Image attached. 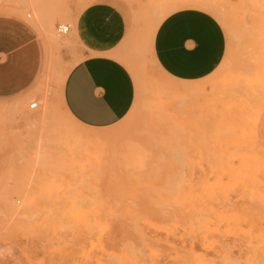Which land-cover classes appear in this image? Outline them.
I'll list each match as a JSON object with an SVG mask.
<instances>
[{
	"label": "rangeland",
	"instance_id": "1",
	"mask_svg": "<svg viewBox=\"0 0 264 264\" xmlns=\"http://www.w3.org/2000/svg\"><path fill=\"white\" fill-rule=\"evenodd\" d=\"M91 1L0 0V33L16 29L20 48H36L23 51L27 63L13 64L16 84L0 79V264H264V0ZM99 3L125 19L126 38L112 57L135 85L128 115L105 129L82 126L62 100L68 73L84 58L76 18ZM184 9L211 14L226 35L221 65L193 83L168 78L152 55L158 26ZM63 24L68 34L58 31ZM12 53H0L1 66ZM66 141L81 146L63 172L70 192L50 199L36 178L56 182ZM84 144L95 145L91 154ZM17 186L42 211L10 214L9 203L24 210L7 195Z\"/></svg>",
	"mask_w": 264,
	"mask_h": 264
},
{
	"label": "crops",
	"instance_id": "2",
	"mask_svg": "<svg viewBox=\"0 0 264 264\" xmlns=\"http://www.w3.org/2000/svg\"><path fill=\"white\" fill-rule=\"evenodd\" d=\"M75 32L84 58L67 75L62 87L64 106L82 126L112 127L128 115L135 99L130 72L112 57L120 52L126 38L125 19L109 4H91L76 18ZM18 38L16 29L0 33V53L13 52L6 61L8 66L0 65V79L7 77L8 80L3 81L11 84H16L19 76L18 67L13 64L27 63L23 51L29 48L28 51L36 53L34 46L20 48L23 45L17 43ZM225 53L226 35L218 20L195 9L180 10L166 17L158 26L152 45L158 69L168 78L184 83L212 75ZM8 69L16 73L7 76ZM2 71L6 75H2Z\"/></svg>",
	"mask_w": 264,
	"mask_h": 264
},
{
	"label": "bare ground",
	"instance_id": "3",
	"mask_svg": "<svg viewBox=\"0 0 264 264\" xmlns=\"http://www.w3.org/2000/svg\"><path fill=\"white\" fill-rule=\"evenodd\" d=\"M25 1H27V2H29L30 0H25ZM205 2V1H204ZM206 6V5H205ZM34 10V13L36 14V21H37V23H38V25H39V27L41 28V29H44L45 31H47V29L49 30V25H50V22L49 21H47V18H48V16L46 15V14H44V13H42V12H40L38 9H33ZM208 10H210V8L208 9ZM207 10V11H208ZM30 16V15H29ZM44 19H46V20H44ZM44 20V21H43ZM46 21V22H45ZM62 21H65V20H63L62 19ZM48 22H49V24H48ZM157 23V22H156ZM60 27H64V28H66V27H69V26H67L66 24L64 25H61ZM70 28V27H69ZM69 31H70V29H69ZM69 31H68V33H69ZM68 33H66V34H68ZM151 42V41H150ZM244 58V57H243ZM261 65V64H260ZM246 70H248L247 68H245ZM252 69H253V67H252ZM249 73V72H248ZM251 80V79H250ZM255 81V80H254ZM243 85V84H242ZM238 91V90H237ZM35 99V101L34 102H38V103H40V104H47V100H40L39 98H34ZM24 105V104H23ZM35 105V104H34ZM37 105V104H36ZM29 106H32V103H30L29 104ZM260 106V105H259ZM46 110H47V107L45 108ZM46 110L44 111V113H43V115L41 116V120H42V125H43V123L45 124L46 122H45V120L48 118V116L50 115V111H47L46 112ZM53 115V114H52ZM54 116H55V114H54ZM64 133V132H63ZM203 133V132H202ZM83 136L84 135H82V137L81 138H83ZM107 136V135H106ZM115 136V135H114ZM69 137H67V138H65V139H68ZM84 138H85V136H84ZM81 140H83V139H81ZM92 140H97V138H92ZM91 140V141H92ZM84 141H86L87 142V140H85L84 139ZM67 143H65V145H63L62 147H63V150H64V153H66L67 155H68V158H66V157H64V158H59L58 159V162L59 163H62L63 162V164H64V167L62 168H58V166H57V168L56 169H54L53 171H54V173L55 172H58L57 174L55 173V175H53L52 176V178L53 177H55V180H56V182H53V181H51L50 180V177H48L47 175H43V174H41L40 176H38L37 178H36V188L38 189V191H39V193L41 192L42 194H45V195H47L50 199H57V198H61V197H63V198H66V196H68V194H69V192H70V185L71 184H69V180H70V177H67V175L65 176L64 175V173L65 172H67V169H66V166L65 165H67V163L69 162V163H71V164H76V155H77V153H78V147H81L80 146V143L78 144V147L76 146L75 147V145H76V143L74 144V143H72V142H69V141H66ZM85 142V143H86ZM83 143V142H82ZM92 144H93V142H92ZM85 145V144H84ZM84 145H82L83 147H84ZM87 145H88V143H87ZM87 145H85V147L87 146ZM95 146V145H94ZM93 145L90 147V148H87V147H89V146H87L86 148H85V150H83V153L85 152V153H88V152H90V154H91V150H92V148L94 147ZM60 150V149H59ZM174 154V153H173ZM66 155V156H67ZM233 158V157H232ZM210 159V158H209ZM254 160V159H253ZM254 161H256V160H254ZM258 161V160H257ZM262 161V160H261ZM209 162H210V160H209ZM214 162V161H213ZM196 163V162H195ZM202 163V162H201ZM228 163V162H227ZM232 163V162H231ZM257 163V162H256ZM233 164V163H232ZM213 165V164H212ZM71 166V165H70ZM69 166V167H70ZM214 166V165H213ZM229 166V165H228ZM259 166H261V165H259ZM74 167H76V169H77V166L75 165V166H73L72 167V169H74ZM246 167V166H245ZM256 167H257V165H256ZM262 167V166H261ZM264 167V166H263ZM219 168V167H218ZM71 169V170H72ZM207 170V169H206ZM220 170V169H219ZM76 170H74V172H75ZM216 171V170H215ZM233 171H236V170H233ZM242 171V170H241ZM240 171V172H241ZM263 171V170H262ZM64 172V173H63ZM73 172V171H72ZM73 172V173H74ZM238 172H239V169H238ZM239 172V173H240ZM245 172V171H244ZM241 173H243V172H241ZM247 173V172H246ZM248 174V173H247ZM251 174V173H250ZM261 174V173H260ZM228 175V174H227ZM236 175V174H235ZM243 175V174H242ZM70 176V175H69ZM245 175H243V177H244ZM251 176H252V174H251ZM240 178V177H239ZM234 179L235 178H233V182H234ZM240 179H242V178H240ZM245 179H247V178H245ZM236 180V179H235ZM223 182V181H222ZM221 182V183H222ZM220 183V184H221ZM232 183V182H231ZM222 184H224V183H222ZM228 184V186H229V183H227ZM226 184V185H227ZM210 185V184H209ZM218 185V184H217ZM216 185V186H217ZM225 185V184H224ZM231 186V185H230ZM232 186H234V185H232ZM256 187V186H255ZM263 187H264V185H263ZM209 188V187H208ZM227 189H228V187H226ZM226 188H222L221 190H223V189H225L226 190ZM231 188V187H230ZM254 188V187H253ZM62 189H65V190H62ZM194 189V188H193ZM33 190H34V188H33ZM210 190V189H209ZM260 190V189H259ZM264 190V189H263ZM29 191V190H28ZM227 191V190H226ZM247 191V190H246ZM251 191H253V190H251ZM262 191V190H261ZM31 192V191H30ZM195 193V192H194ZM222 194H223V192H221ZM256 193V192H255ZM36 194V193H35ZM263 194V193H262ZM7 195L9 196V198H10V195H14V196H17V197H19L20 199H22L23 200V202H24V210L23 211H19L18 209H17V207H13V206H10V204H12V203H9V205L7 204V206H9V208H8V210H9V212H10V214H12V215H14V216H23V218L26 216V215H31L34 211L35 212H38V211H42L41 210V208H38V207H35L34 206V204H36L37 203V199L34 197L35 195H32V194H29L27 191H26V189L23 187V186H17V188L16 189H10L8 192H7ZM208 196V195H207ZM261 196V195H260ZM199 197V196H198ZM247 197V196H246ZM6 198V197H5ZM4 198V199H5ZM263 198H264V196H263ZM62 199V198H61ZM194 199V198H193ZM200 199V198H199ZM256 199H258V198H256ZM5 200H7V199H5ZM5 200H4V202H5ZM9 200V199H8ZM198 200V199H197ZM159 202V201H158ZM257 202H258V200H257ZM61 203V202H60ZM167 203V202H166ZM6 204V203H5ZM221 204V203H220ZM253 205H255V204H253ZM254 207V206H253ZM232 208V207H231ZM250 208V207H249ZM252 209V208H251ZM256 209H259V208H256ZM65 210V209H64ZM151 210V209H150ZM157 210V209H156ZM255 210V209H254ZM53 211H54V209H53ZM62 211V210H61ZM209 211V210H208ZM56 212V211H55ZM72 212H75V211H73L72 210ZM77 212V211H76ZM210 212V211H209ZM262 212V211H261ZM196 213V212H195ZM253 213V212H252ZM212 214V213H211ZM229 214V213H228ZM35 215H36V213H35ZM56 215V214H55ZM75 215V214H74ZM203 215V214H202ZM236 215V214H235ZM41 216V215H40ZM78 216V215H77ZM177 216V215H176ZM238 216V215H237ZM236 216V217H237ZM32 217H33V215H32ZM50 217H51V215L49 214V213H44L43 214V219H42V222H46V221H48V219H50ZM199 217V216H198ZM233 217V216H232ZM235 217V216H234ZM40 218H42V217H40ZM63 218V217H62ZM73 218V217H72ZM223 218V217H222ZM28 219V218H27ZM26 219V220H27ZM37 219V218H36ZM39 219V218H38ZM132 219H133V217H132ZM226 219V218H225ZM24 220V219H23ZM30 220V219H29ZM238 220H240V219H238ZM259 220V219H258ZM257 220V221H258ZM31 221V220H30ZM32 221H33V219H32ZM50 221V220H49ZM109 221V220H108ZM228 221V220H227ZM227 221H226V223L225 224H227ZM236 220L234 219V222H235ZM236 223H238V222H236ZM38 224V223H37ZM36 224V225H37ZM203 224V223H202ZM130 225V224H129ZM196 225H198L197 223H196ZM231 225H233V224H231ZM230 225V226H231ZM240 225V224H239ZM132 226V225H131ZM147 226V225H146ZM205 226V225H204ZM235 226V225H234ZM237 226V225H236ZM235 226V227H236ZM99 227V226H98ZM231 227H233V226H231ZM235 227H233V228H235ZM110 229V228H109ZM214 229V228H213ZM231 232H232V230H231ZM219 234V233H218ZM216 236V235H215ZM220 236V235H219ZM241 237H243V236H241ZM258 238V237H257ZM254 244V243H253ZM264 245V244H263ZM260 253V252H259ZM261 255V254H260ZM198 261V260H197ZM196 261V262H197ZM204 261V260H203ZM199 262V261H198ZM201 262H202V260H201ZM206 261H204L203 263H205ZM207 263V262H206ZM262 263V262H261ZM260 263V264H261ZM196 264H198V263H196ZM199 264H201V263H199Z\"/></svg>",
	"mask_w": 264,
	"mask_h": 264
},
{
	"label": "built area",
	"instance_id": "4",
	"mask_svg": "<svg viewBox=\"0 0 264 264\" xmlns=\"http://www.w3.org/2000/svg\"><path fill=\"white\" fill-rule=\"evenodd\" d=\"M69 29H70L69 27H66V28H64V27H59L58 31H59L61 34H66V33H68ZM36 108H37V105H36V104L31 106V110H34V109H36Z\"/></svg>",
	"mask_w": 264,
	"mask_h": 264
}]
</instances>
